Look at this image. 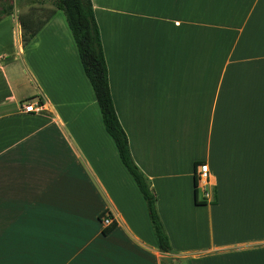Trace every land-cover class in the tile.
Here are the masks:
<instances>
[{
    "label": "crops",
    "instance_id": "obj_1",
    "mask_svg": "<svg viewBox=\"0 0 264 264\" xmlns=\"http://www.w3.org/2000/svg\"><path fill=\"white\" fill-rule=\"evenodd\" d=\"M91 2L114 110L172 252L157 247L64 15L23 45L17 11L2 10L0 264H264V0Z\"/></svg>",
    "mask_w": 264,
    "mask_h": 264
},
{
    "label": "trees",
    "instance_id": "obj_2",
    "mask_svg": "<svg viewBox=\"0 0 264 264\" xmlns=\"http://www.w3.org/2000/svg\"><path fill=\"white\" fill-rule=\"evenodd\" d=\"M54 10L43 20H38L35 13L18 16V22L22 30L21 41L26 45L40 31V29L55 16L56 11L64 14L66 24L77 48L78 57L84 74L88 79L94 93L95 100L100 110L105 131L110 136L116 147L118 157L132 177L145 204L148 217L153 229L158 249L163 253H171L172 249L164 226L156 209V197L151 190L146 177L134 163L128 146V140L116 116L108 85V72L102 49L100 32L94 17L91 0H53ZM12 7L8 6L2 15H9ZM1 15V16H2ZM204 164L203 162L196 165ZM194 199L196 204H206L205 200L198 199L197 177L194 174ZM216 201L215 196L210 204ZM109 215L103 213L99 216V222ZM111 218V217H110ZM102 225V223H101ZM116 224L104 227L102 233L107 235Z\"/></svg>",
    "mask_w": 264,
    "mask_h": 264
},
{
    "label": "rangeland",
    "instance_id": "obj_3",
    "mask_svg": "<svg viewBox=\"0 0 264 264\" xmlns=\"http://www.w3.org/2000/svg\"><path fill=\"white\" fill-rule=\"evenodd\" d=\"M8 6L12 7L11 12H15L14 10L17 11L16 12L17 17L26 15L32 12V13H35V16L38 20H43L51 11L54 10L53 0H0V13L2 10L4 11ZM134 10H136V8ZM58 13L63 14V12L61 11H58ZM123 18L124 19L119 20V22H122L124 25H129L130 23L134 24L135 21L138 20L137 18L132 19L130 17H123ZM148 23L150 26H157V22L155 21L150 20ZM27 51L25 53V58H26V55H29V52ZM190 119L191 117L189 115H185V114L180 115L179 129H180L182 136H184V134H188L192 130L191 126L193 123L190 121ZM187 126H190L189 132L187 130ZM197 135L202 136L203 134L199 132ZM199 197L200 199L202 198L201 192L199 194ZM179 262L181 264V261Z\"/></svg>",
    "mask_w": 264,
    "mask_h": 264
},
{
    "label": "built area",
    "instance_id": "obj_4",
    "mask_svg": "<svg viewBox=\"0 0 264 264\" xmlns=\"http://www.w3.org/2000/svg\"><path fill=\"white\" fill-rule=\"evenodd\" d=\"M21 110L26 113H39L42 111V106L39 103L32 104L30 102H25L21 105ZM194 174L197 177V185L199 187L208 179V166L205 163L196 165ZM101 223L103 227H108L112 224V219L108 216H105Z\"/></svg>",
    "mask_w": 264,
    "mask_h": 264
}]
</instances>
